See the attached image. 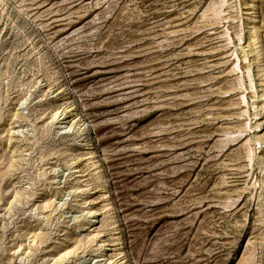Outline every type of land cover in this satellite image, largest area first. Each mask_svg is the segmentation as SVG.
I'll use <instances>...</instances> for the list:
<instances>
[{
  "label": "rangeland",
  "instance_id": "rangeland-1",
  "mask_svg": "<svg viewBox=\"0 0 264 264\" xmlns=\"http://www.w3.org/2000/svg\"><path fill=\"white\" fill-rule=\"evenodd\" d=\"M0 264H264V0H0Z\"/></svg>",
  "mask_w": 264,
  "mask_h": 264
}]
</instances>
